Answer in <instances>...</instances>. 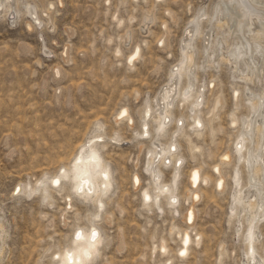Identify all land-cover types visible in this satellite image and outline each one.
I'll list each match as a JSON object with an SVG mask.
<instances>
[{
	"label": "rangeland",
	"instance_id": "obj_1",
	"mask_svg": "<svg viewBox=\"0 0 264 264\" xmlns=\"http://www.w3.org/2000/svg\"><path fill=\"white\" fill-rule=\"evenodd\" d=\"M26 5L33 7L34 16ZM216 6L222 7L221 0H17L11 14L0 13V221L4 229L0 264H60V252L72 243L74 231L93 224L103 236L94 264L246 262L248 213H239L240 203L230 212L232 143L243 124L256 115L249 97L264 92V58L259 79L241 82L230 64L203 61L205 43L200 37L194 39L199 68L194 85L195 89L204 86L208 100L200 108L205 123L202 133L194 134L191 108L177 107V97L172 122L162 135H156L153 119L161 89L181 58L186 30L195 25L196 15L203 14L200 30L207 32L211 28L207 19L214 17ZM32 17L39 18V23ZM211 30L212 39L226 37L232 42L226 27ZM135 48L139 54L130 65ZM235 88L240 92L237 107ZM216 97L222 103L213 116L209 111ZM145 105L150 106L151 117L145 120L149 137L142 139ZM122 110L126 115L117 120ZM231 116L238 121L235 125L230 123ZM180 119L182 135L177 137L172 131ZM96 124L101 125L99 131L94 129ZM92 133L100 135L98 143L105 145L100 153L113 182L98 217H94V204L77 195L71 180L52 188L45 182V192L40 187L27 196L25 192L38 187V179L54 175L59 167L71 172L76 147ZM173 140L177 155L183 158L176 187L178 203L170 207L161 199L159 209L151 197L145 207L143 190L150 195L155 191L153 178L146 172L149 153L156 150L154 145L166 147ZM226 153H230V164L221 162ZM261 156L264 169V146ZM240 163L241 185L248 188L247 169ZM170 164L162 166L160 183H170ZM215 167L224 180L222 190L215 188L219 177ZM192 169L207 180L195 189L199 198L193 204V223L188 225L184 216L191 207L188 176ZM136 176L139 183L133 186ZM256 232L259 256L263 255L264 217ZM185 234L192 239L186 255L180 256Z\"/></svg>",
	"mask_w": 264,
	"mask_h": 264
},
{
	"label": "bare ground",
	"instance_id": "obj_2",
	"mask_svg": "<svg viewBox=\"0 0 264 264\" xmlns=\"http://www.w3.org/2000/svg\"><path fill=\"white\" fill-rule=\"evenodd\" d=\"M16 2L17 0H0V13H3L6 16L11 14L12 7L14 4L16 5ZM27 5L26 7H28ZM221 6L222 7L216 6L217 11L214 17H210L209 21L207 19L209 24L208 26H211L213 30L215 26L220 29L226 27V33L229 36V40H232V42H227L228 40H225L226 37L225 39L221 37H213L212 39V30L210 27H208L210 29H207V32H202L200 30L201 22H203L200 17H203L204 15L198 14L194 17L192 21L195 25L189 26L186 30V36L181 40L183 43L182 47H180L181 58H179L180 60L178 64H176L175 68H173L170 72V80H168V85H170V87L166 85V87L161 89L157 103L159 108L157 107V111L155 112L156 115L155 113L152 114L155 115L153 119L157 124L156 135H158V133L162 135V133L168 129L170 122H172L171 109L176 97L178 98L177 107L180 105H188V107L191 108L190 115L193 113V116L190 117V119L192 121V131L194 134L199 136L202 133L201 129L204 127L205 123L200 116V108L202 105H207L208 100H206L204 94V86L199 84V86L196 87L197 89H195L194 85V79H197V72L199 69L196 67L194 61V59L198 56L197 55L195 57L196 45L194 44H197V40L194 41L196 43L193 44L192 41L194 39L200 37V39H202L205 43L202 47V51H204L203 54L205 55L203 61H207L210 65L214 63L230 64L231 69L237 73V78L241 82H250L251 84L254 80L259 79V74L263 69L262 62L264 58V47L262 45V37L264 36V0H221ZM32 8L33 7L30 9V7H28L26 10L29 15L34 16L35 14L32 11ZM259 10L262 11L258 13ZM47 11H45L46 14L48 13ZM33 20L38 22L39 18L35 17ZM146 25H148V23H146ZM198 47L200 48V46ZM135 49L136 50L131 54V56H129L128 59V63L130 65H132L134 59H136L139 54V49ZM118 53H120V51H118ZM181 80L186 81L184 86H181ZM239 93L238 88H235L232 91L235 107L238 106L237 102L240 99ZM252 95V97H248L253 98L251 102L252 109L254 108V113H256L258 117L256 118V115L252 112L254 114V120L251 119L247 123L243 124L244 127L238 131L232 143V153L235 163L231 176V180L234 184V192L232 195L233 208L230 212L234 213V205L236 203H240L242 211L239 213H243L245 211L248 213V219H246L247 228L245 234L244 252L246 262L243 261V264H264V246L262 248L263 255L258 256L255 250V245L258 239L256 228L260 218L264 217V184L261 182V177L264 175V169H262L261 164L263 160L261 151L264 146V92L262 91L257 95ZM221 103V98L216 97V99L213 100L212 108L209 113H212L214 116V112H216L218 107L221 106ZM150 112V106H146L143 111L144 125L142 127V132L140 133V137L142 139L149 137L148 124L145 120L146 118L151 117ZM125 115L126 110L120 111L117 114V120L124 118ZM237 122L236 118L232 117L230 123L235 125ZM210 123L211 120L208 122L209 126ZM95 127L96 128L94 129H98L99 131L101 125L96 124ZM182 128L183 122L182 119H180L176 122L172 134L177 135V137L179 135L181 136ZM210 131L212 132L213 130L210 128ZM94 134L95 135L92 133L91 136L86 138V140L76 147V152L69 163L71 172L65 166L59 167L58 171L54 175L50 177H45V175L38 179L36 181L38 187L36 188L35 186L32 190L25 192L28 194L27 196L31 195V191L40 189V187L43 188L42 192H45V182H48L52 188L58 186L61 187L60 182L62 180H71L74 185V191L77 195L81 196L85 203L92 202L94 204L97 210L94 217H98V214L103 206L102 199L108 195L113 182L111 169L100 153L101 148L105 145L102 143L99 144L98 142L101 140V136L96 135L97 133ZM154 147H156V150L154 149L156 152L150 151V158L147 162L146 172L153 178L155 191L153 195H150L148 189L143 190V205L145 207H149V202H151L150 198L152 197L153 206L156 205L159 209L161 199H164L170 207H174L176 203H178L176 187L180 177V168L183 158L177 155L178 146L175 140H173V142L166 147H161L160 145H154ZM157 149L159 151H157ZM155 154L158 159L154 157ZM162 155H166V157H160ZM230 159V153H226L222 155L221 162L229 163ZM171 161H173V164H170ZM239 163L242 167L247 169L249 177L248 183H250L248 188L245 187L246 185H241V168L237 167ZM168 164L172 167L170 183H160L161 168L163 165ZM214 173H218L219 175L215 183V188L217 190H222L224 187V180L219 173L218 167L214 168ZM70 176H72L71 179ZM206 180L207 178H202L200 176L197 169H192L189 173L188 184L191 188V207L187 210L184 216V220L188 223V225H192L193 223L195 218L193 204L199 198V194L195 191V189L202 183H206ZM137 183H139V179L136 176L133 181V186L137 185ZM42 197L43 199H46L48 196L44 194ZM256 209L258 211H256ZM90 227L91 228L79 227L74 231L72 243L60 252V264H94L98 254L100 253L103 236L99 230L100 228H97L95 224ZM3 230L4 229H2L0 221V237ZM191 239L192 238H190L188 234H185L182 237L179 248L180 256L186 255ZM163 249L164 247H162V250Z\"/></svg>",
	"mask_w": 264,
	"mask_h": 264
}]
</instances>
